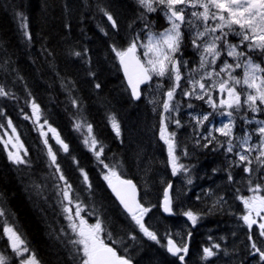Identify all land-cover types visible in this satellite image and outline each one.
Listing matches in <instances>:
<instances>
[{
  "label": "trees",
  "instance_id": "obj_1",
  "mask_svg": "<svg viewBox=\"0 0 264 264\" xmlns=\"http://www.w3.org/2000/svg\"><path fill=\"white\" fill-rule=\"evenodd\" d=\"M143 11L136 0H0V86L9 92V96L0 97V124L5 125L0 128V136L5 131L11 134V129L6 127L7 120L11 119L30 161L29 165L13 164L0 144V208L6 213L0 218V254L8 257V264H16L17 258L2 235L3 219L22 234L40 264H74L68 240L75 236L67 227L60 203L62 197L55 187L63 182L58 180V174L54 175L55 169L50 166L37 125L31 119H24L26 114L31 116L33 100L43 114L40 122L47 119L69 145L68 153L58 151V162L73 186L74 200L83 202L81 215L89 223H95L97 218L103 221L106 233L110 232L112 239L118 241L113 246L133 264H181L167 251L169 234L187 242L189 252L184 264H264L251 248L249 229L240 219L245 210L237 197L252 194L248 191V174L242 171L243 165L236 167L232 163L229 167L238 158L232 153L226 154L224 148L213 150L218 147L215 141L207 148L202 147L205 142L194 129L187 130L189 126L183 120L182 128L170 127L181 144L177 150L179 162L191 170L184 179L187 184L184 210L193 211L199 219L193 226L186 218L184 225L189 230H184L178 222L179 216L171 219L160 212L164 189L175 177L170 172L167 149L159 138L162 106L156 101L157 96L149 97V87L154 82L156 86L162 84L158 93L163 98L169 81L154 78L142 89L141 99L133 101L111 50L113 45L127 47L137 34L142 39L149 30L157 32L165 27L163 16L157 12L145 13L148 21H154L145 28L146 21L140 18ZM105 12L114 17L118 28L111 27ZM25 32L31 34V40ZM230 39L234 41V37ZM183 49L184 46L181 51L188 57L195 55V51ZM75 52L81 55L76 56ZM191 100L181 94V89L177 90L174 102L180 108ZM198 103L194 100V107L190 109L201 111ZM186 113L179 118L186 119ZM235 115L239 128L243 124L240 117L248 114L241 111ZM112 116L120 125L119 136L111 127ZM77 121L93 126L105 149L104 162L117 166L124 178L132 179L137 185L141 202L151 208L144 217L145 225L157 234L159 243L144 236L116 203L103 179L106 169L83 144L82 132L74 127ZM254 127V124L248 125L251 133ZM179 135L185 139L188 155L183 154L184 141ZM49 142L54 150L59 149L54 140ZM190 152L192 159L188 158ZM81 168L88 173L91 190L83 183ZM229 172L234 178L232 182L228 180ZM260 174H254L257 179L253 183H264L258 180ZM146 184L152 191L150 203L144 198ZM220 197L223 200L217 203ZM175 231L180 232L181 238ZM253 232L258 247L264 248V237L259 236L256 225ZM214 243L221 246L214 249L217 254L208 260L202 259L203 248Z\"/></svg>",
  "mask_w": 264,
  "mask_h": 264
},
{
  "label": "snow or ice",
  "instance_id": "obj_2",
  "mask_svg": "<svg viewBox=\"0 0 264 264\" xmlns=\"http://www.w3.org/2000/svg\"><path fill=\"white\" fill-rule=\"evenodd\" d=\"M136 2L144 10L140 18L146 21L145 28H149V24L154 23V21L147 20L145 13L157 12L163 16L168 27L158 33L149 30L146 33V43L141 42V37L137 34L129 41L127 47L112 46L111 50L123 70L131 96L139 100L142 95L141 85L152 83L154 77L161 80L168 79V88L163 93L166 98L162 103L159 138L167 146L168 163L171 165L173 175L188 171L186 166L179 162L177 149L180 145L177 143L176 133L170 132L168 128L169 123H174L177 128L183 126L179 119L172 116V113L180 111L179 103H173L177 89H181V94L185 97L205 101L213 111L228 109L220 113L228 118L227 122L214 129L226 138L225 141H218L217 137L212 134V130H208L207 135L201 137L207 143L201 146L207 148L215 141L218 147L213 150L224 148L226 154L234 153L238 158V162H230L229 167L232 163H235L236 167L243 165L242 171L248 174V191L252 195L237 197L245 210V214L240 219L249 229L248 239L252 241L251 248L259 254V259L264 261V248L258 247L253 232V226L256 225L259 236L264 237V195L261 194L264 192V183H253V180L257 179L255 173H261L258 180L264 181V120H257L255 117L248 119L246 115L240 117L246 125L252 123L257 125L252 129V133L258 138L255 144L249 143L252 140V134L246 129L242 136L234 133L235 114L241 111L245 114L264 112V60L257 63L253 58V54L264 57V0H136ZM104 14L111 23V27L118 28L114 17L108 12ZM21 18L24 19L23 14ZM24 27L26 28L27 25L24 24ZM25 35L28 40H31L30 33L25 32ZM186 37L198 56L197 66L191 69L188 68L189 61L182 58L181 49ZM230 37H238V43H234ZM177 53L181 55L177 56ZM74 54L81 55L80 52ZM223 56L231 58L233 63H230L228 59H222ZM218 61H220L219 64ZM241 68L243 69L242 76L235 74L236 70ZM185 71L188 73L187 76L184 74ZM182 80L186 81L188 88H182ZM96 87L99 88L100 85L97 84ZM161 87L163 85L158 83L157 88ZM213 91L221 96L218 103L213 98ZM7 96L9 92L0 86V97ZM72 103L75 105L76 101L73 100ZM187 107L193 108L194 105L188 104ZM42 115L40 105L33 100L31 116L26 114L24 119H31L37 125L39 134L43 138L42 142L47 149L50 166L55 169L54 175L58 174V180L63 182L62 185L57 184L55 187L58 189V195L62 197L60 203L63 205L62 211L65 219L68 221L67 227L75 236V239L68 240V244L72 246L74 264H132L129 257L121 255L113 246L118 241L112 239L110 232L106 233L103 221L97 218L95 223H89L81 215L84 211L83 202L74 200L73 186L58 162V151L68 153L69 145L61 138L57 129L48 123L47 119H44L43 123L40 122ZM211 115L212 113L193 115L195 128L204 126L205 121H208ZM110 121L113 131L119 136L120 125L115 116L110 117ZM45 126H47L46 131ZM4 127V124H0V128ZM6 127L11 129V135L5 131L3 136H0V144H3L8 159L18 166L29 165L30 161L26 159L28 150L11 119L7 120ZM74 127L78 132H82L83 144L106 169L102 173L103 179L132 221L144 236L159 243L157 234L145 225L144 217L151 211V208L146 207L138 198L137 185L131 179L124 178L117 166L104 162L102 159L104 146L94 134L90 123L77 121ZM50 139L59 145V149L54 150L49 142ZM234 140L238 143H234ZM199 143L200 141L197 140V144ZM253 151L257 153L254 158L251 156ZM183 154L188 155L186 148L183 149ZM73 160L76 162L75 158ZM254 163L255 167H253ZM79 171L83 177V183L91 190L92 185L88 173L82 168ZM233 179L229 172V182ZM187 182L192 183L191 179ZM171 188L172 185L168 184L163 194V210L166 213H172ZM220 200H223V197H220L217 203ZM65 201L67 203H64ZM70 205L74 206L75 210ZM183 215L191 221L193 226L197 224L198 214L188 210ZM5 216V211L0 208V218ZM2 235L7 238L12 252L17 257H22L19 264H40L35 253L30 250L27 241L22 238V234L7 219L2 220ZM187 235L190 237L192 233L189 232ZM132 238L135 239V237ZM166 247L169 253L184 264L185 256L189 252V246L184 239L177 241L169 234ZM220 247L217 243L204 247L202 259L208 260L214 257L217 254L214 249ZM25 254L28 255L25 256ZM0 264H8V257L0 254Z\"/></svg>",
  "mask_w": 264,
  "mask_h": 264
},
{
  "label": "rangeland",
  "instance_id": "obj_3",
  "mask_svg": "<svg viewBox=\"0 0 264 264\" xmlns=\"http://www.w3.org/2000/svg\"><path fill=\"white\" fill-rule=\"evenodd\" d=\"M159 20H160V18H159ZM163 20H164V18H163ZM162 23H163V21H162V17H161V20H160ZM164 22H165V20H164ZM162 27V26H161ZM166 27H168V25L166 24V22H165V27H163L162 29H160L159 31H157V33L158 32H160V31H162L164 28H166ZM152 31V30H151ZM152 32H154V31H152ZM148 33V32H147ZM238 37H234V43H238ZM141 42H147V40H146V35H145V37L144 38H142L141 39ZM184 49L183 50H186L187 51V48H188V50L189 51H194L193 49H192V47H191V45H190V41L187 39V37H186V39H185V42H184ZM143 50L141 49V52H142ZM182 58L183 59H185V60H187V61H189V64H188V68L189 69H191V68H194V67H196L197 66V64H196V62L198 61V57L196 56V52H195V55H193V56H191V57H188L187 56V53L185 54V53H183V56H182ZM254 58H255V61L257 62V63H259V62H261V60H264V59H262V58H260V56L258 55V54H254ZM222 59H228V61L230 62V63H233V61H232V59L231 58H229V57H226V56H223L222 57ZM220 63V61H218V64ZM182 71H184V70H182ZM184 74H185V76H187V72L185 71L184 72ZM235 74H238V75H241L242 76V74H243V69L241 68V69H237L236 70V73ZM154 78H157V77H154ZM197 78H198V74H197ZM181 84H183V88H188L189 87V85L186 83V81L185 80H182V82H181ZM149 85V84H148ZM158 89L159 88H157V86H156V84H155V82H154V84L152 83L151 84V86L149 87V97H156L157 96V98H156V101L158 100V102L161 104V106H162V103H163V100L166 98V97H161L160 96V94L158 93ZM177 90H179V89H177ZM246 91V90H245ZM213 98L217 101V103L219 102V99L221 98V96H220V94L218 93V92H216V91H213ZM187 98H189V97H187ZM192 100L190 101V104H192L193 105V103H194V100H196V99H194V98H191ZM205 99H207V98H205ZM197 101H199V106L202 108V110L201 111H196V110H191L190 108H188L187 106H185L184 108H180V111L178 112V113H176V112H174V113H172V116L173 117H175L176 119H179L180 121L181 120H183L184 121V123L185 124H187L189 127H187L186 129L187 130H189L190 128L191 129H194V131H196L197 132V136H198V138H201L202 136H205V135H207V131L208 130H212V134L214 135V136H216L217 137V140L218 141H225V137H223V136H221L220 135V133H218V132H216V131H214V129L215 128H217V127H220L223 123H226L227 122V120H228V118L226 117V116H224V115H221L220 113L221 112H226V111H228V109H217L216 111H213V109L207 104V103H205V101H201V100H197ZM173 103H177V102H174L173 101ZM157 105V104H156ZM179 107H180V105H179ZM163 112V109H162V107H161V110H160V112H159V120H160V118H161V113ZM184 112H187L186 113V115H187V118L186 119H184V118H179L180 117V114H182V113H184ZM207 113H212V115L209 117V120L208 121H205V124H204V126H201V127H199V128H195V121L192 119V116L193 115H203V114H207ZM246 114H248V116H247V118L248 119H252V117H255V119H257V120H264V119H262V117H264V112H261V113H251V112H248V113H246ZM249 115H251V116H249ZM183 121H181V124L183 125ZM252 124H254L255 125V127L254 128H256L257 127V125L255 124V123H252ZM251 125V124H250ZM170 126H176L174 123H169L168 124V128H169V131L170 132H172V128L170 127ZM183 127V126H182ZM182 127H180V128H182ZM176 128H177V126H176ZM253 128V129H254ZM247 130L249 133H251L249 130V128H248V125H246V124H244V122H243V124H241L240 125V127L239 128H235L234 129V133L236 134V135H238V136H242L243 135V132H244V130ZM252 129V128H251ZM45 131H46V129H44ZM198 133H199V135H198ZM252 134V133H251ZM9 135H11V134H9ZM179 137L182 139V141H184V143L182 144V150L183 149H185L186 148V145H185V139H183V137L181 136V135H179ZM5 139H7V137H5ZM176 140H177V142H178V144L179 145H181L180 143H179V141H178V139H177V136H176ZM201 141H203V142H205V143H207V141L206 140H204V139H202L201 138ZM188 142H189V146H190V148H192L193 146H192V143H191V140H188ZM234 143H238V141H236V140H234L233 141ZM258 142V138H257V136L253 133V135H252V140L251 141H249V143H252V144H255V143H257ZM164 143V142H163ZM165 145V144H164ZM165 147H166V149H167V146L165 145ZM180 148V147H179ZM178 150V149H177ZM237 150H239V149H237ZM178 155V154H177ZM232 155H234V153H232ZM257 155V153L255 152V151H253L252 153H251V156L254 158L255 156ZM179 156V155H178ZM235 156V155H234ZM188 158H190V159H192L193 158V153H189V156H188ZM169 167H170V172H171V174H172V169H171V165L169 164ZM191 170H188L187 172H183V171H181V172H179V173H177L176 175H173L172 174V177H175V180H173V181H169L168 183H167V185L168 184H171L172 185V188H171V196H172V201H173V203H172V211H173V214H174V217H175V215H177V216H179L178 218H181V220H179L178 222H180L181 223V225L183 226V227H185V225H184V222H185V219L187 218L186 216H183V213L186 211V210H184V204H183V202H184V200H185V197H186V194H187V184H186V181L184 180L185 179V174H188L189 172H190ZM150 172V171H149ZM144 177H146V176H144ZM147 178V177H146ZM177 178V179H176ZM127 179V178H126ZM132 180V179H131ZM145 186H147V188H145L144 189V198H145V202L146 203H150V200H151V197H152V191H151V189H149L148 187V184H146ZM252 194H250L249 196H251ZM142 201V200H141ZM70 207H73V210H75L74 209V206H72V205H70ZM146 207H150V206H146ZM257 220L259 221V218H257ZM178 227V225L177 226H175V229ZM184 230H189V228L188 227H185L184 228ZM175 233V235L177 234V233H179V235H177L178 236V238H181V235H180V232L179 231H175L174 232ZM177 241H179V240H177ZM16 255V254H15ZM28 254H25V256H27ZM16 258H17V262H16V264H19V260L20 259H22V257H17V256H15Z\"/></svg>",
  "mask_w": 264,
  "mask_h": 264
},
{
  "label": "water",
  "instance_id": "obj_4",
  "mask_svg": "<svg viewBox=\"0 0 264 264\" xmlns=\"http://www.w3.org/2000/svg\"><path fill=\"white\" fill-rule=\"evenodd\" d=\"M118 64H119V61H118ZM119 68H120V72H121V75H122V77H123V80H124V82H125V85H126V87H127V89H128V91H129V94H130V97L132 98V100L133 101H139V100H137V99H134L132 96H131V90L128 88V85H127V81H126V78L124 77V73H123V70H122V68L120 67V65H119ZM146 85H141V89H143L144 87H145ZM142 96V95H141ZM133 181V180H132ZM134 182V181H133ZM168 186V185H167ZM167 188V187H166ZM165 188V189H166ZM137 190H138V193H139V196H138V198H140V192H139V189L137 188ZM109 191H110V193H111V195L113 196V198L115 199V201H116V203L119 205V207L122 209V211L127 215V216H129V214L124 210V208H123V206L119 203V201L116 199V197H115V195L111 192V189L109 188ZM163 194H164V192H163ZM170 195H171V189H170ZM173 208V207H172ZM160 212H161V214L163 215V216H165V217H170V216H173V211H172V213H166V212H164V210H163V197H162V199H161V201H160ZM130 217V216H129ZM133 264V263H132Z\"/></svg>",
  "mask_w": 264,
  "mask_h": 264
},
{
  "label": "flooded vegetation",
  "instance_id": "obj_5",
  "mask_svg": "<svg viewBox=\"0 0 264 264\" xmlns=\"http://www.w3.org/2000/svg\"><path fill=\"white\" fill-rule=\"evenodd\" d=\"M173 217H174V215H173ZM173 217L171 216V219H172Z\"/></svg>",
  "mask_w": 264,
  "mask_h": 264
},
{
  "label": "bare ground",
  "instance_id": "obj_6",
  "mask_svg": "<svg viewBox=\"0 0 264 264\" xmlns=\"http://www.w3.org/2000/svg\"><path fill=\"white\" fill-rule=\"evenodd\" d=\"M193 54V53H192Z\"/></svg>",
  "mask_w": 264,
  "mask_h": 264
}]
</instances>
